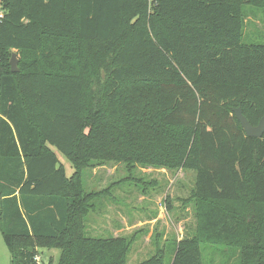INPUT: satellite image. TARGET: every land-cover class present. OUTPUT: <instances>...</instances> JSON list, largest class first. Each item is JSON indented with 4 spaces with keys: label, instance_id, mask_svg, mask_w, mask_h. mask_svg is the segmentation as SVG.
Wrapping results in <instances>:
<instances>
[{
    "label": "trees",
    "instance_id": "obj_1",
    "mask_svg": "<svg viewBox=\"0 0 264 264\" xmlns=\"http://www.w3.org/2000/svg\"><path fill=\"white\" fill-rule=\"evenodd\" d=\"M264 0H4L0 22V230L12 264H126L120 238H89L92 161L196 172V235L172 264H203L200 245L264 264V44L243 41ZM16 54L19 72L10 61ZM55 148L75 166L67 177ZM139 264H167L163 251Z\"/></svg>",
    "mask_w": 264,
    "mask_h": 264
},
{
    "label": "rangeland",
    "instance_id": "obj_2",
    "mask_svg": "<svg viewBox=\"0 0 264 264\" xmlns=\"http://www.w3.org/2000/svg\"><path fill=\"white\" fill-rule=\"evenodd\" d=\"M243 41L264 44V9L246 8ZM67 177L74 164L55 148ZM196 172L184 169L133 165L128 162L92 161L82 170V184L93 196L83 219L85 234L92 239L120 238L128 244L126 264H139L159 251L172 264L173 246L196 235L195 207L186 203L192 196ZM203 264H242L238 253L218 245H200ZM61 251L38 247V264H58ZM0 264H12L0 230Z\"/></svg>",
    "mask_w": 264,
    "mask_h": 264
},
{
    "label": "water",
    "instance_id": "obj_3",
    "mask_svg": "<svg viewBox=\"0 0 264 264\" xmlns=\"http://www.w3.org/2000/svg\"><path fill=\"white\" fill-rule=\"evenodd\" d=\"M19 60L16 54L12 55L10 66L12 73L19 72ZM235 115L237 120L240 122L246 135L250 138H262L264 135V117L257 126H253L250 121L244 116L241 108L235 109Z\"/></svg>",
    "mask_w": 264,
    "mask_h": 264
},
{
    "label": "built area",
    "instance_id": "obj_4",
    "mask_svg": "<svg viewBox=\"0 0 264 264\" xmlns=\"http://www.w3.org/2000/svg\"><path fill=\"white\" fill-rule=\"evenodd\" d=\"M6 11L4 9V0H0V22L4 19ZM38 258L36 257V261Z\"/></svg>",
    "mask_w": 264,
    "mask_h": 264
}]
</instances>
